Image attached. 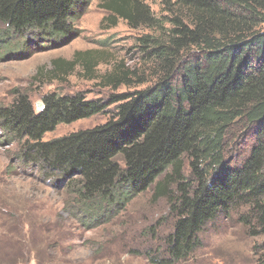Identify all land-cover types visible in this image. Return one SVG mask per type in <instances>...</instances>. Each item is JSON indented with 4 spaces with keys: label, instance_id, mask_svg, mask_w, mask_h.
Instances as JSON below:
<instances>
[{
    "label": "trees",
    "instance_id": "1",
    "mask_svg": "<svg viewBox=\"0 0 264 264\" xmlns=\"http://www.w3.org/2000/svg\"><path fill=\"white\" fill-rule=\"evenodd\" d=\"M90 2L0 0V47L7 49L10 35L29 32L66 41L77 33L73 19ZM170 3L162 4L164 11L184 10L192 26L174 17L165 43L140 40L166 70L153 87L107 101L52 93L42 98L38 113L26 95H18L11 105L0 107V131L23 142L22 162L37 165L42 178L66 182L92 227L152 186L153 199L170 198L174 187L177 218L166 240L167 260H154L156 264L188 258L208 223L242 207L248 209L253 235L263 237L264 252V31L258 30L264 24V0ZM105 9L133 29L162 27L137 0H111ZM193 49L197 56L184 60ZM51 65L58 72L66 67L60 60ZM110 81L116 88L120 80ZM111 106L115 112L105 124L43 141L58 125L104 114ZM238 127L250 140L237 165H231L227 139ZM184 156L189 180L183 175ZM257 264H264V256Z\"/></svg>",
    "mask_w": 264,
    "mask_h": 264
},
{
    "label": "rangeland",
    "instance_id": "2",
    "mask_svg": "<svg viewBox=\"0 0 264 264\" xmlns=\"http://www.w3.org/2000/svg\"><path fill=\"white\" fill-rule=\"evenodd\" d=\"M109 1L91 0L73 19L77 33L66 41L31 32L10 35L7 49L0 47V107L26 95L38 113L42 98L52 93L107 101L153 87L166 70L163 63L149 57L140 40L149 37L165 43L174 17L192 26L189 14L177 7L164 11V2L176 0H137L162 21V27L133 29L105 9ZM258 30L264 31V24ZM196 52L186 53L184 60L196 57ZM76 58L77 64L67 67ZM54 60L65 63L64 72L53 69ZM171 76L177 82V75ZM112 77H119L116 88ZM114 112L111 106L90 119L60 124L43 141L103 125ZM227 140V159L237 165L250 137L238 127ZM22 145L0 131V264H156L154 260H167L166 240L177 218L173 207L179 194L174 187L170 198L153 199L152 186L125 207H114L108 218L92 227L64 180L44 179L37 165L22 162ZM182 160L183 175L189 180V161L186 156ZM252 229L247 207L222 214L198 235L197 250L175 264H257L264 256L263 237L253 235Z\"/></svg>",
    "mask_w": 264,
    "mask_h": 264
},
{
    "label": "water",
    "instance_id": "3",
    "mask_svg": "<svg viewBox=\"0 0 264 264\" xmlns=\"http://www.w3.org/2000/svg\"><path fill=\"white\" fill-rule=\"evenodd\" d=\"M42 109H43V105L42 104H39L38 112H40Z\"/></svg>",
    "mask_w": 264,
    "mask_h": 264
}]
</instances>
